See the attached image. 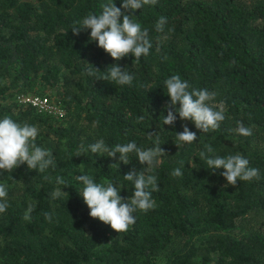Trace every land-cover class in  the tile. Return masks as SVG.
Here are the masks:
<instances>
[{
    "label": "trees",
    "instance_id": "16d2710c",
    "mask_svg": "<svg viewBox=\"0 0 264 264\" xmlns=\"http://www.w3.org/2000/svg\"><path fill=\"white\" fill-rule=\"evenodd\" d=\"M108 2L0 0V118L37 126L36 145L56 163L43 173L26 164L0 173L9 203L0 213V264H264V0H158L131 10L152 43L139 62L131 54L113 60L89 40L90 29L72 33L75 21L100 14ZM113 2L120 7L122 0ZM161 16L167 23L157 32ZM89 64L101 70L97 76L116 64L133 82L94 79L84 74ZM172 75L218 93L211 102L224 108L218 130L203 133L179 118L161 123L168 100L163 82ZM27 92L46 95L63 114L16 101L15 94ZM237 122L252 135H239ZM185 125L197 140L177 148L175 133ZM156 136L166 154L151 173L134 153L124 164L119 154L88 149L100 139L109 147L135 141L147 149ZM206 144L218 156L241 154L259 179L225 187L223 169L213 172L199 157ZM81 146L85 151L76 156ZM177 168L182 175L174 177ZM132 169L157 177L156 207L137 210L129 230L116 233L88 215L75 178L123 185L119 194L127 197L133 185L123 175ZM57 176L70 186L56 184ZM56 189L65 193L54 199ZM30 204L35 210L27 221Z\"/></svg>",
    "mask_w": 264,
    "mask_h": 264
},
{
    "label": "clouds",
    "instance_id": "9594fccd",
    "mask_svg": "<svg viewBox=\"0 0 264 264\" xmlns=\"http://www.w3.org/2000/svg\"><path fill=\"white\" fill-rule=\"evenodd\" d=\"M157 2L158 0H122L120 7H117L113 0H109L108 3L101 5L100 14L89 13L82 20L75 21L71 31L74 35H79L82 30L90 29L89 40L95 41L97 46L113 60H120L131 54L136 62H139L142 56L149 55L152 43L148 37V30L142 28L141 24L133 19L135 15L131 14V10L141 9L145 5H155ZM166 23V17H159L154 26L155 30L163 32ZM89 65L90 67L84 69V74L94 79H101L119 86L131 85L133 82L134 76L116 64L106 67L107 71L99 76L97 73L101 70ZM163 83L168 100L164 106L167 108V115L163 116L162 124L174 125L179 118L182 121H192L195 128L203 133L220 128L221 122L225 120L224 108L221 105L217 110L211 103L218 93L192 88L189 82L181 79L179 75H172ZM143 120V116L137 117L138 122ZM237 123L236 131L239 135H252L251 128L245 127L242 122ZM38 133L39 129L35 125L17 122L7 114L0 118V173H11L23 164H26L29 170L40 173L45 172L49 167L55 168L56 163L51 151L35 143ZM154 133H148L149 139H152ZM175 134L174 143L177 148L197 140L196 133L190 131L186 125L183 126V131ZM161 144L159 136L155 137L154 146L147 149L138 147L135 141L109 147L103 139H100L90 144L88 149L92 154L102 156L106 154L111 158H116L119 154L118 161L124 164L130 162L129 155L134 153L139 164L147 165V171L151 173L152 168L166 154ZM204 148L205 150L199 152L200 159L205 161L207 168L213 172L223 169L220 175L226 180L225 187L228 185L235 187L238 181L259 179V170L249 167V160L241 154L222 157L215 155L211 145L206 144ZM84 151L85 149L81 146L76 156L83 154ZM171 175L179 177L182 172L177 168ZM45 179L51 180V177L46 176ZM75 179L83 185L79 195L89 209L88 215L110 226L116 233L129 230L135 223L136 218L133 213L137 210L146 213L156 207L152 192L159 191V184L157 177L153 174L146 175L145 172H137L136 169L124 174L123 179L133 185L132 194L127 197L119 194L123 185L117 186L108 181L97 183L90 175H79ZM55 182L58 185L70 186L61 176H57ZM64 193L61 189H56L51 195L55 199ZM7 196V185L0 184V213H4L9 207ZM34 210L35 205L30 204L23 218L30 221ZM44 216L51 221L52 217L49 213H44Z\"/></svg>",
    "mask_w": 264,
    "mask_h": 264
},
{
    "label": "built area",
    "instance_id": "2783aa9c",
    "mask_svg": "<svg viewBox=\"0 0 264 264\" xmlns=\"http://www.w3.org/2000/svg\"><path fill=\"white\" fill-rule=\"evenodd\" d=\"M14 96L17 102L33 106L38 111L58 116L63 114V109L58 104L52 102L46 95L27 92L17 93Z\"/></svg>",
    "mask_w": 264,
    "mask_h": 264
}]
</instances>
